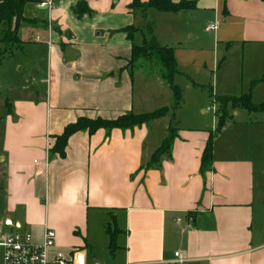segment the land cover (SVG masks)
Instances as JSON below:
<instances>
[{"label": "crops", "instance_id": "1", "mask_svg": "<svg viewBox=\"0 0 264 264\" xmlns=\"http://www.w3.org/2000/svg\"><path fill=\"white\" fill-rule=\"evenodd\" d=\"M187 1L196 8L177 14L154 10L174 18H165L172 27L154 35L153 25L151 30L160 46L173 49L176 75L192 67L214 73L219 56L227 62L239 45L242 94L255 84L251 101L264 105V0H219L212 14L209 2ZM130 2L46 0L43 10L26 5L18 37L22 23L38 22L25 16L28 9L47 11L45 31L30 50L44 63L30 68L36 74L41 68L39 82L8 86L16 94L6 98L0 116V234L29 233L40 245L44 232L52 231L47 256L77 250L85 264H110L101 259V249L113 254V264H177L175 253L185 264H264V118L227 122L213 139L211 168L204 172L200 160L215 127L208 131L198 124L194 109L204 113L206 102L199 94L186 112L174 114L182 127L173 120L170 155L156 168L146 165L168 134L171 114L162 126L168 114L133 129L77 132L63 158L49 156L52 136L80 117L112 120L157 110L133 99V77L126 69L131 44L122 32L133 24ZM202 22L215 29L205 27L200 35ZM20 42L16 50H23ZM13 56L12 48L3 59ZM21 70L17 63L10 72ZM154 79L159 86L160 78ZM204 82L191 81V87H207ZM214 87L213 96L234 97L232 82ZM226 135L228 144L219 146ZM108 225L116 232L113 251Z\"/></svg>", "mask_w": 264, "mask_h": 264}, {"label": "rangeland", "instance_id": "2", "mask_svg": "<svg viewBox=\"0 0 264 264\" xmlns=\"http://www.w3.org/2000/svg\"><path fill=\"white\" fill-rule=\"evenodd\" d=\"M202 3H210V10H208V14H212V8L217 7V4L221 7V2L219 0H200ZM114 3V2H113ZM116 10L119 11L120 14L124 12V7L122 6V2H118ZM116 5H113V9ZM197 14V13H196ZM25 16L27 18H36L37 23H35L33 26L32 24L22 23L20 25V32L19 37L22 41V48L16 50L15 47H13L14 56L11 58H4L0 57V116L3 115L4 112V104L6 101V98L8 97L11 99L13 98V95L16 93H11V91L8 90V86H11L13 88H17L18 85L21 83H24L25 79L27 80V83L29 85L31 83H37L41 80L42 74H41V68H38V73H32L30 68L32 64H36L38 66H42L44 61L42 60L41 55H38L34 58V56L31 53V49L36 48L35 43L36 42V36L44 33L45 31V24L43 23L44 20H46L47 11H37L34 9H28L25 12ZM132 18V26L138 29H141L144 33V36L146 39H149L151 37V33L148 31V27L153 25V35L154 32L159 31L161 28L168 27V23L165 21V18H174L171 15H161L155 12L154 10H148L146 13V16L144 17L143 14L140 11L132 12L130 14ZM151 16L156 17L153 19ZM152 18V19H151ZM176 18V17H175ZM201 21H204V17L200 18ZM149 25V26H148ZM172 27V24L169 25V27ZM209 24H206L202 22L200 29V35H204V28L209 27ZM198 29V28H197ZM67 38L70 39L69 33L67 34ZM203 40V39H202ZM204 42H207L206 40H203ZM135 43H140V37L137 36L135 39ZM1 46V45H0ZM204 47H207V45H204ZM4 46H2V49ZM240 48L239 45L234 46L231 50V54L228 56L227 62H223L225 59L222 58L223 56H219L218 58V68L214 73L208 72L204 69H198L196 67H192L189 69H186L187 71H183L185 74L178 76L175 75L172 79V83L179 88L182 94V101L184 104L182 105L181 109H176L174 114L178 116L177 114H182L186 112L190 108L191 101L194 100L195 94H199L202 96H206V102L203 104L202 109L205 111L204 113L199 110V106H196L194 109L195 114L200 118L198 120V124L202 125L204 129H208V131L213 130V128L216 125V118L214 111L216 109V105L214 103V97L212 95V92L214 94H217L215 91L214 83L216 82L219 85L222 83L232 82L235 85L234 90V97H238L242 94L241 85L244 80L243 78V71H242V65H241V56H240ZM33 58V60H32ZM32 61V63H31ZM37 61V62H36ZM19 64L22 66V70L20 73L16 72H10L12 68L14 67V64ZM137 70L134 71L133 75V99L136 104L142 105L143 109L148 110H155L162 107L170 108L172 104V93L168 86L164 82H159L160 85L158 86L155 81V77H159V66L155 62H148L145 60H141L138 63ZM223 64V65H222ZM188 73V74H187ZM31 74L33 76H31ZM228 79L226 80V76ZM222 77V80H221ZM243 78V80H242ZM32 79V81H31ZM200 79H203L205 81V85L207 87L203 88H193L191 81H200ZM226 80V81H225ZM255 87V84L252 85V89H250L251 94L253 92V89ZM11 88V89H13ZM244 93V92H243ZM252 96V95H251ZM205 98V97H204ZM199 103V101L193 102ZM182 104V103H181ZM201 105V103L199 104ZM208 109V110H207ZM181 110V111H180ZM179 112V113H178ZM229 118L226 121H247L249 118H264V111L262 112H255V113H249L244 110H229ZM238 113V114H237ZM171 112L169 111L168 116L165 117L160 121V125L166 124L170 119ZM236 114V115H235ZM174 116V121L176 122V127H182L178 126V117ZM181 123V122H180ZM183 125V123H182ZM157 131L159 129H156ZM0 138H1V132H0ZM219 146L228 144L230 137L229 135H226L222 139H219ZM264 179V176H263ZM101 259H105L110 264H113V254H110L108 250L101 249L99 253ZM117 257V256H116ZM116 260V259H115ZM0 264H2V251L0 249Z\"/></svg>", "mask_w": 264, "mask_h": 264}, {"label": "trees", "instance_id": "3", "mask_svg": "<svg viewBox=\"0 0 264 264\" xmlns=\"http://www.w3.org/2000/svg\"><path fill=\"white\" fill-rule=\"evenodd\" d=\"M46 0H0V44L4 49L0 51V57L9 56L10 50L13 47L20 45V39L17 34V27L21 22H24V11L28 4L40 5ZM196 8L194 1L181 0L178 3H173L171 0H131L127 9L132 13L140 11L143 15L148 10H155L160 13L177 14L188 12ZM149 26V25H148ZM151 26L148 31L151 33ZM126 35V39L130 42V57L127 62L126 69L132 78L134 71L138 68V62L145 60L148 62H155L159 66V78L164 82L172 93V104L168 108H160L150 113L133 114L127 113L118 116L112 120H105L101 118L90 119L87 117H80L75 122L68 124L60 135L52 136L53 143L49 148V156L63 158L65 156V149L68 139L77 132H86L88 135L95 133L99 129H104L109 133L112 129L127 130L139 127L141 125L149 124L154 120L165 117L169 111L171 112V122L168 126V134L162 141L160 147L152 155L146 168H156L159 166L162 157H169L172 142L176 136L175 122L173 121L174 112L182 103V94L177 86L172 83L173 77L178 73L177 64L174 58V51L171 47L160 46L155 38L151 35L146 39L141 29L133 26L122 29ZM152 34V33H151ZM140 37V43L136 44L135 39ZM264 80V77L261 81ZM254 85V84H253ZM214 103L217 106L214 114L216 118V125L209 134L208 140L202 152L200 160V170L202 172L211 168L212 163V143L213 139L221 134L226 121L229 118V110H245L249 113L264 111V105H254L251 101V92L242 94L238 97H224L215 96ZM105 231L109 237L108 249L113 251L115 249V230H112L108 225Z\"/></svg>", "mask_w": 264, "mask_h": 264}, {"label": "built area", "instance_id": "4", "mask_svg": "<svg viewBox=\"0 0 264 264\" xmlns=\"http://www.w3.org/2000/svg\"><path fill=\"white\" fill-rule=\"evenodd\" d=\"M48 5V3L40 4V6ZM214 29L215 26H209L205 31ZM54 238V232L46 230L42 244L36 245L32 242L29 233L0 234L2 264H85L84 255L77 250L67 256L56 254L53 258H49L46 251L52 247ZM174 257L177 264H185L186 259L179 253H175Z\"/></svg>", "mask_w": 264, "mask_h": 264}, {"label": "water", "instance_id": "5", "mask_svg": "<svg viewBox=\"0 0 264 264\" xmlns=\"http://www.w3.org/2000/svg\"><path fill=\"white\" fill-rule=\"evenodd\" d=\"M38 9H41V10H43V9H44V7H42V6H39V7H38Z\"/></svg>", "mask_w": 264, "mask_h": 264}]
</instances>
